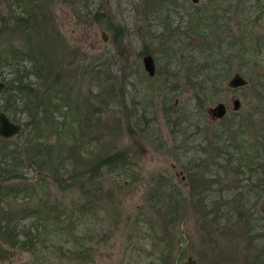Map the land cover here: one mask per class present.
Masks as SVG:
<instances>
[{"label": "rangeland", "instance_id": "obj_1", "mask_svg": "<svg viewBox=\"0 0 264 264\" xmlns=\"http://www.w3.org/2000/svg\"><path fill=\"white\" fill-rule=\"evenodd\" d=\"M237 1L43 0L45 59L69 100L57 95L63 111L37 129L1 108L0 90V110L22 123L9 146L53 155V173L20 154L1 176L27 188L0 198L18 213L16 241L0 232V264H264V0ZM235 71L246 83L230 87ZM11 77L1 67L5 87ZM27 78L39 90L50 80ZM217 102L225 111L211 118ZM114 150L123 169H94Z\"/></svg>", "mask_w": 264, "mask_h": 264}, {"label": "trees", "instance_id": "obj_2", "mask_svg": "<svg viewBox=\"0 0 264 264\" xmlns=\"http://www.w3.org/2000/svg\"><path fill=\"white\" fill-rule=\"evenodd\" d=\"M238 1L243 2V0ZM49 19V8L43 4V0H0V77L1 67L7 66L12 70V77L7 80L9 84L1 89L4 93V103H2L1 108L5 111L12 108L13 110L25 112L27 116L25 125L32 123L31 128L35 127L37 129L40 122H42L40 119L42 116L45 119V117H51L54 110L63 111L60 108L61 103L57 104L55 102L57 95H61V97H58L67 103L69 100L63 89L65 85L63 82L58 83L60 70L55 63L53 65L48 64L47 59H45L46 53L43 48V41L47 38L48 30L52 26V24H49ZM258 38L264 39V35ZM25 59L30 61L28 68L21 62ZM29 72H32L37 78L47 79L49 77L47 87L43 90L36 88L33 81L27 78ZM197 82L199 86H203L202 81ZM53 86H56V89L50 90L49 88ZM20 95L23 96V100H21ZM1 142L0 198H3L10 191L15 192L19 188H27L21 183L2 184V175L7 177L14 174L21 161L20 154H23L27 160H33L35 164L41 167L49 165L53 155L49 147L39 145L36 143L37 141L29 142L25 146L18 143L13 147H10L7 143L1 144ZM83 144L85 143L81 142L80 146ZM78 149L72 150V155L79 153ZM41 152H43L42 155ZM98 157L96 161L94 159V162L92 161L94 169L95 167L105 169L111 175H115L114 172L118 167L123 169L128 164L120 150H114ZM89 171L91 172V168H89ZM47 172L53 173L50 165ZM89 178L90 175L86 180H89ZM0 211L2 220L0 232L10 231L14 242L16 241L14 216L18 213L12 208L3 206H0ZM60 212L61 210H58V213L54 216L55 225H67L71 219L70 214ZM42 214L41 212L40 215ZM44 218L49 217L43 215L39 220Z\"/></svg>", "mask_w": 264, "mask_h": 264}, {"label": "water", "instance_id": "obj_3", "mask_svg": "<svg viewBox=\"0 0 264 264\" xmlns=\"http://www.w3.org/2000/svg\"><path fill=\"white\" fill-rule=\"evenodd\" d=\"M101 37L105 39V34L101 32ZM141 62L143 69L146 71L148 75H152L155 70V65L153 58L150 53H144L141 56ZM246 83V79L239 73L233 72L227 80V85L230 87H235L239 85H243ZM4 85V81L0 80V87ZM231 104L233 107L238 106V100L236 98L231 100ZM225 111V105L222 102H217L213 106L208 107V112L212 117H219ZM20 129V123L11 121L4 111H0V136H10ZM190 259V258H188ZM185 264H191L189 260L185 262Z\"/></svg>", "mask_w": 264, "mask_h": 264}, {"label": "flooded vegetation", "instance_id": "obj_4", "mask_svg": "<svg viewBox=\"0 0 264 264\" xmlns=\"http://www.w3.org/2000/svg\"><path fill=\"white\" fill-rule=\"evenodd\" d=\"M155 72V71H154ZM153 75V74H152ZM5 86V82H4V85L3 86H1L0 87V90L3 88ZM1 111V110H0ZM5 112V111H4ZM5 114L7 115V113L5 112ZM7 117L11 120V121H14V122H17V123H20V129H19V131L18 132H16V133H14V134H12V135H10V136H0V142L1 141H4V142H1V144H3V143H7V144H9L7 141H8V139H10L12 136H15V135H17V134H19L20 132H21V127H22V123L21 122H19V121H17V120H15V119H11L8 115H7ZM211 118H213L212 116H211Z\"/></svg>", "mask_w": 264, "mask_h": 264}]
</instances>
